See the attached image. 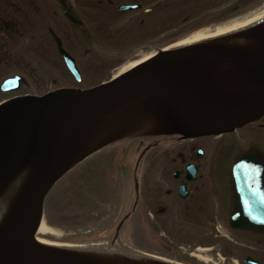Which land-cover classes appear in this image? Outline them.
<instances>
[{"label":"flooded vegetation","instance_id":"flooded-vegetation-1","mask_svg":"<svg viewBox=\"0 0 264 264\" xmlns=\"http://www.w3.org/2000/svg\"><path fill=\"white\" fill-rule=\"evenodd\" d=\"M225 1L0 0V103L90 87L94 83L83 85L87 69L98 74L114 61L118 65L141 58L201 28L187 26L175 33V10ZM238 1L217 18L264 6V0ZM197 13H187L182 22L201 23L206 14ZM170 19L164 34V21ZM140 141L146 143L137 170L154 153L173 146L175 168L171 177L160 180L161 186L168 184L165 194H135L126 217L116 224L123 221L117 242L123 243L126 232L133 230L134 218L144 221L148 207L157 206V214H164L175 203V259L196 264V251H205L209 259L220 256L224 264H264V114L221 135L175 134ZM196 225L203 226V238H196Z\"/></svg>","mask_w":264,"mask_h":264},{"label":"water","instance_id":"water-1","mask_svg":"<svg viewBox=\"0 0 264 264\" xmlns=\"http://www.w3.org/2000/svg\"><path fill=\"white\" fill-rule=\"evenodd\" d=\"M166 52L89 89L0 106V198L13 180L15 190L0 224V264H174L69 252L35 238L49 191L100 148L143 127L187 137L217 135L264 114V20ZM187 52L195 56H163Z\"/></svg>","mask_w":264,"mask_h":264},{"label":"rangeland","instance_id":"rangeland-1","mask_svg":"<svg viewBox=\"0 0 264 264\" xmlns=\"http://www.w3.org/2000/svg\"><path fill=\"white\" fill-rule=\"evenodd\" d=\"M238 3V0H227L211 5H202L194 8L193 11L175 10V25H177L175 33L185 31L184 28L187 26L201 27L199 30H204L206 27L216 26L248 15L249 12L246 9L242 14L239 11H234L224 16L226 19L217 18L219 12L231 10ZM259 6H251V9L257 10ZM198 11L200 14H206L201 23L190 25L191 21L182 22L187 13L196 14ZM89 18L91 17L89 16ZM172 23L171 19L164 21V34ZM199 30L188 32L182 37ZM167 33L169 36L172 31ZM111 51H113L112 53L115 52L114 50ZM139 58L123 60L124 62L122 61L118 65V61H114L112 67L106 71L101 70L98 74L91 75L92 72L87 69L83 85L88 86L107 80L120 73L125 65ZM132 143L127 141L103 148L95 155H91L90 159L80 163L75 171L63 177L58 185L54 186L45 201L43 221L47 226V233L38 232L37 238L63 244L110 247L120 251L146 252L148 249L151 250L149 253L175 261V234H177V229L175 230V203L172 204V209H168L164 214H157V206L148 207L147 215L149 217L144 216V221H141L139 216L134 218L130 224L133 230L128 232L126 236L124 235L122 245L110 246L107 243L108 233L114 229L115 224L125 212L127 202L124 197L134 195L132 191L133 167L131 166L135 162L137 152L134 151ZM152 157L153 159H149L145 168L140 169L141 192L165 194L163 191L168 184L161 186L160 180L163 175L171 177L175 168V164L171 162V158L175 157V146L164 147L159 152L154 153ZM193 229H196V238H203V226L196 225ZM206 246L204 244L197 245L200 248ZM196 252L199 255L192 257L196 264H211L205 251ZM188 264L193 263L188 262Z\"/></svg>","mask_w":264,"mask_h":264},{"label":"bare ground","instance_id":"bare-ground-1","mask_svg":"<svg viewBox=\"0 0 264 264\" xmlns=\"http://www.w3.org/2000/svg\"><path fill=\"white\" fill-rule=\"evenodd\" d=\"M264 20V8H261L260 10L253 12L252 14H250L249 16H245V17H241L238 19H235L233 21H231L230 23H226L223 25H218L215 27H211V28H207L204 30H199L193 34H190L188 36H185L183 38H180L178 40H176V42H174L173 45L169 46L165 51H167L166 53L170 52L172 53V51L176 48H183L186 46H193L196 44H200L203 42H207L209 40H213L222 36H225L227 34H230L232 32L247 28L249 26H252L254 24H256L257 22L263 21ZM166 53L163 56H168V57H192L195 56V53H178L175 55H166ZM205 53V52H203ZM153 52H150L146 55H144L143 57L125 65L120 72H123L127 69H129L130 67L139 64L149 58L152 57H156L157 55H153ZM15 197V190L13 187H10V189H8L6 192L3 193V195L0 198V224L2 223V221L4 220V218L6 217L11 205H12V201ZM12 202V203H11ZM9 206V207H8ZM47 226L45 224L44 221L41 222L39 228H38V232L45 234L47 233ZM37 242L39 244H43V245H47V246H52L55 248H60L62 250H66L69 252H92V253H97L100 256L103 257H107V258H111V259H124L127 256L123 255L122 253L118 252V251H114L113 249H108V248H90V247H85V246H78V245H63V244H58L56 242H52V241H48L45 239H41L38 238Z\"/></svg>","mask_w":264,"mask_h":264}]
</instances>
